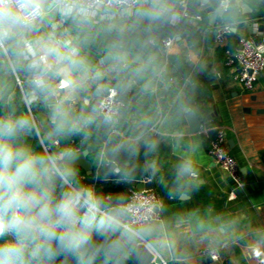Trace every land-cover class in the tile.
<instances>
[{"label":"clouds","instance_id":"obj_1","mask_svg":"<svg viewBox=\"0 0 264 264\" xmlns=\"http://www.w3.org/2000/svg\"><path fill=\"white\" fill-rule=\"evenodd\" d=\"M254 6L0 0V264H176L189 244L240 239L237 219L211 208L162 219L157 203L101 191L80 159L94 180L139 175L189 199L202 183L185 138L199 126L189 77L211 75L200 38L235 32ZM161 143L176 157L167 170ZM245 256L264 264V239Z\"/></svg>","mask_w":264,"mask_h":264},{"label":"crops","instance_id":"obj_2","mask_svg":"<svg viewBox=\"0 0 264 264\" xmlns=\"http://www.w3.org/2000/svg\"><path fill=\"white\" fill-rule=\"evenodd\" d=\"M254 4L245 22L224 43H218L215 34H204L200 38L202 57L211 75L201 72L194 81L189 77L202 130L191 133L189 127L185 138L195 143L194 159L202 183L183 202L169 201L164 190L154 183L164 201L161 204L164 218L192 208H211L220 216L235 217L241 237L219 248L205 243L189 244L186 255L176 264H256L246 258V245L264 239V74L254 92L245 91L234 79L225 56L227 49L237 48L239 37L264 35V0H254ZM218 126L225 128L231 153L240 166V186L209 153V137L215 135ZM159 158L163 169L167 170L176 158L169 144H160ZM82 171L87 181L96 187L98 181H105L94 180L92 175ZM129 188L136 187L130 185ZM205 249L216 250L220 259L213 261L208 255H202Z\"/></svg>","mask_w":264,"mask_h":264},{"label":"built area","instance_id":"obj_3","mask_svg":"<svg viewBox=\"0 0 264 264\" xmlns=\"http://www.w3.org/2000/svg\"><path fill=\"white\" fill-rule=\"evenodd\" d=\"M231 34L232 32H217L215 33L216 41L222 44ZM225 56L226 64L231 68L234 79L245 91L254 92L260 77L264 74V35L239 37L237 48L227 49ZM215 131V135L209 137V153L221 169L234 178L240 186L242 185L241 169L231 153L226 130L224 127L218 126ZM140 182L149 183L146 179H141ZM129 197H133L142 205L157 203L161 208V204H159L161 198L155 187L144 190L131 188ZM160 216L162 219L164 218L162 208ZM202 255H208L213 261L220 259V255L216 250L205 249Z\"/></svg>","mask_w":264,"mask_h":264},{"label":"water","instance_id":"obj_4","mask_svg":"<svg viewBox=\"0 0 264 264\" xmlns=\"http://www.w3.org/2000/svg\"><path fill=\"white\" fill-rule=\"evenodd\" d=\"M201 130H202V127H201L200 119H199V126L198 127L195 124L190 126L191 133H198ZM80 165H81V168L83 170H85L88 175H91V172L93 171V168H92L90 162L84 158V156H82L81 159H80ZM133 186H135L138 190H144V189L154 188L155 184L154 183H146V184H144V183H141V182H135V184ZM210 260L211 259H208V261H210ZM131 261L134 262V257L131 259Z\"/></svg>","mask_w":264,"mask_h":264},{"label":"trees","instance_id":"obj_5","mask_svg":"<svg viewBox=\"0 0 264 264\" xmlns=\"http://www.w3.org/2000/svg\"><path fill=\"white\" fill-rule=\"evenodd\" d=\"M139 177L140 176L138 175L136 179H138ZM129 186L130 185L114 183L112 181H98L97 188L103 192H109V193L125 192L129 196V189H130ZM129 264H133V261L130 260Z\"/></svg>","mask_w":264,"mask_h":264}]
</instances>
